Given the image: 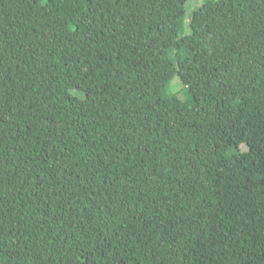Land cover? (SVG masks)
<instances>
[{"label":"trees","instance_id":"1","mask_svg":"<svg viewBox=\"0 0 264 264\" xmlns=\"http://www.w3.org/2000/svg\"><path fill=\"white\" fill-rule=\"evenodd\" d=\"M190 1L0 0V264H264V0Z\"/></svg>","mask_w":264,"mask_h":264},{"label":"rangeland","instance_id":"2","mask_svg":"<svg viewBox=\"0 0 264 264\" xmlns=\"http://www.w3.org/2000/svg\"><path fill=\"white\" fill-rule=\"evenodd\" d=\"M201 0H191L188 4V13L190 14L193 10H194V6H197L198 3ZM187 23V20L181 22L180 24V31L183 32L185 29V24ZM180 81L178 78H176L173 83L171 84V88L170 91L174 92L175 90H177L178 88H180ZM192 92H194V90H191ZM147 92L149 93V91L147 90ZM150 97L153 98L154 96H152V93H149ZM71 102L72 104L76 107L80 117L82 118L83 121L88 122L89 117H88V113H89V104L88 102H86L84 99H82L79 95H75V92L72 94L71 97ZM43 181V180H42Z\"/></svg>","mask_w":264,"mask_h":264}]
</instances>
